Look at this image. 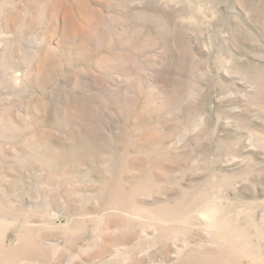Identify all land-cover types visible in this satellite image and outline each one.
<instances>
[{"label": "rangeland", "instance_id": "rangeland-1", "mask_svg": "<svg viewBox=\"0 0 264 264\" xmlns=\"http://www.w3.org/2000/svg\"><path fill=\"white\" fill-rule=\"evenodd\" d=\"M0 264H264V0H0Z\"/></svg>", "mask_w": 264, "mask_h": 264}]
</instances>
